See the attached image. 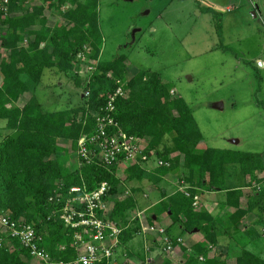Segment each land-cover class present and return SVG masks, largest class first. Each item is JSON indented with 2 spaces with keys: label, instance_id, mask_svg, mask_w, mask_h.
<instances>
[{
  "label": "trees",
  "instance_id": "trees-1",
  "mask_svg": "<svg viewBox=\"0 0 264 264\" xmlns=\"http://www.w3.org/2000/svg\"><path fill=\"white\" fill-rule=\"evenodd\" d=\"M9 1L10 11L16 14L12 17L0 13V57L4 50L6 53L0 62V73L3 75L0 121L4 122L0 127V215L4 212L13 220L24 219L33 223L37 233L44 237L43 246L53 260L70 261L76 257L72 245L74 230L60 220L61 211L57 210L56 199L61 194L65 195L72 186L93 191L107 182L111 203L119 192L121 179L117 163L106 167L96 159L90 163L83 162L74 171L64 164L58 165L60 153H66V147L59 141L71 142L75 147L81 137L93 134L101 109L108 106L111 95L119 85H123L126 92L115 98L111 117L128 134L147 140L152 147L162 146V151L156 149V153L162 160L170 162L168 170L182 167L185 175L182 174L181 178L189 184L191 196L187 197L177 190L168 196L165 208L171 212L173 223L178 224L183 233L205 231L207 241L216 246V231L211 216L199 205H193V197L199 196L200 189L226 188L228 166L238 164L248 170L247 161L243 158L260 159L262 154L214 147L197 151L202 134L186 100L171 94L170 83L159 72L149 68L135 70L127 64V57L123 54L99 63L97 72L88 80L74 75L73 61L78 48L92 38L95 39V51L91 58L97 57L101 50L99 0H58L62 5L67 2L73 4L71 9L62 13L66 22L54 29L41 27L28 30L34 39L26 44L22 43L23 34L36 23V16L42 13V8L34 7L17 15L19 11L15 8L26 0ZM202 10L211 13L212 9L202 7ZM46 40L49 43L42 47ZM53 68L64 72L76 87L83 88L84 98L78 105L50 112L42 107L35 95L23 107L13 105L30 88V84L36 86L41 82L46 69ZM87 90L89 95H85ZM9 102L12 103L10 107ZM168 139L170 144L166 143ZM161 167L166 169L167 166ZM253 167L264 168L262 163ZM129 170L131 175L128 179L140 178L144 172L137 165L130 166ZM115 205V209L119 210L120 206ZM247 211L248 208H237L240 217L234 222L239 223ZM106 214L123 227L121 246L141 232L138 217L132 219L124 210H116V213L112 210ZM98 215L103 217L102 213ZM155 221L150 216L146 225H155ZM169 227L171 225L166 228V234L177 244V238L171 234ZM61 242L65 244L64 250L59 248ZM154 242L156 246L159 241L156 239ZM194 249L185 264H230L227 254L224 256L215 252L209 257V246L198 243ZM200 256L203 261H200ZM31 260L33 256L28 247L22 246L16 238L0 234V264H29ZM236 264H264V258L241 248L236 255Z\"/></svg>",
  "mask_w": 264,
  "mask_h": 264
},
{
  "label": "rangeland",
  "instance_id": "rangeland-1",
  "mask_svg": "<svg viewBox=\"0 0 264 264\" xmlns=\"http://www.w3.org/2000/svg\"><path fill=\"white\" fill-rule=\"evenodd\" d=\"M253 4L263 7L262 12L257 10V17L249 12ZM205 6L212 9L213 15L202 10ZM34 7L42 8V13L25 30L24 44L34 39L29 34L31 29H54L66 22L62 13L73 4L26 0L15 10L19 11L17 15H22ZM7 13L12 17L16 14L9 7ZM98 15L101 50L97 57L91 58L95 51L92 38L78 48L73 61L74 75L88 80L97 72L99 63L123 54L135 70L149 68L159 72L170 83L174 91L171 94L186 100L202 134L197 151L207 147H235L238 140L242 141L238 149L259 148L264 143V0L257 3L250 0H99ZM136 28L140 30L133 39L132 31ZM48 43L44 41L42 47ZM5 55L4 50L0 62ZM83 91L64 72L46 69L41 82L36 86L30 84L13 105L23 107L35 95L46 111H56L78 105L84 98ZM218 101L224 103L222 110L212 107ZM11 105L9 102L8 106ZM3 125L0 121V127ZM144 141L152 157L156 149L162 151V146L152 147ZM59 143L66 147V153H60L57 164H64L71 171L78 169L83 164L77 151L78 142L75 147L71 142L60 140ZM166 143L170 144L171 140ZM169 167L162 169L154 161L146 162L141 166L144 172L140 178L128 179L130 166H120L121 185L110 203L113 213L124 210L132 219L141 213L145 215L142 220L160 212V208L151 204L155 205L163 197V190L167 198L161 206L166 207L172 194L169 191L174 186L179 189L182 181L189 186L181 178L182 167L168 170ZM115 203L120 206L119 210L115 209ZM166 218L159 216L154 224L164 226ZM140 233L130 237L128 243H133L136 249L154 244L156 233L143 234L142 228ZM168 262L163 255L156 256L155 264Z\"/></svg>",
  "mask_w": 264,
  "mask_h": 264
},
{
  "label": "built area",
  "instance_id": "built-area-1",
  "mask_svg": "<svg viewBox=\"0 0 264 264\" xmlns=\"http://www.w3.org/2000/svg\"><path fill=\"white\" fill-rule=\"evenodd\" d=\"M250 1L255 3L259 0ZM9 2V0H0V13L5 16L8 14ZM125 92L123 85L116 88L110 97L108 106L105 109L102 108V112L98 114L93 134L80 138L77 144L79 156L83 162L90 163L97 159L99 164L106 167L113 163H117L118 167L123 164L143 166L151 161L156 162L157 167L170 166V162L159 158L157 153L152 157L141 138L128 134L111 117L115 98L118 95H124ZM171 92L174 93L173 90ZM85 95H89V90L85 92ZM185 185L182 181L179 191L190 197V186ZM109 189L110 185L107 182L101 183L93 191H86L80 186H72L65 195L61 194L56 199L57 210L61 211L60 220L66 227L74 230L72 245L76 250V257L70 261L53 260L43 246L44 237L37 233L33 223L26 222L24 219L16 221L3 212L0 215V234L18 239L22 246L31 250L33 261L38 264H120L123 261L117 257V251L121 247L120 236L123 227L106 214L112 211ZM193 199V205L197 207L199 196L195 195ZM99 213H102L103 217L99 216ZM138 218L142 223L141 213H138ZM141 228L144 234H157L156 239L161 248L163 247V251L173 250L175 244L166 234V227L143 223ZM176 240L177 243L182 242L181 238ZM59 248L64 250L65 244L61 243ZM152 252L151 246L146 245L144 264H155L152 262L154 259L151 256ZM125 264L132 263L126 262Z\"/></svg>",
  "mask_w": 264,
  "mask_h": 264
},
{
  "label": "crops",
  "instance_id": "crops-1",
  "mask_svg": "<svg viewBox=\"0 0 264 264\" xmlns=\"http://www.w3.org/2000/svg\"><path fill=\"white\" fill-rule=\"evenodd\" d=\"M255 5L257 6L253 4L249 12L252 13L255 11V17H257V10L262 12L263 7L259 4ZM210 14L213 15L212 13ZM261 63L263 64V62ZM241 144L242 141L238 140L234 143L235 147L223 149L262 154L260 159L257 157H244L243 159L248 164V170H245L238 164L228 166L226 172V188L216 190L200 189V192H198L199 208L211 216V223L216 231V246L207 241L205 231L197 232L195 230L193 233L184 236L182 228L178 224L173 223L171 212L165 211L166 208L162 207L163 205L161 206L164 199L167 198V195L164 196L165 192L163 190V197L157 200L155 205L154 203L151 204V207L160 208V212L152 213V216H156L155 220H158L159 216L162 218L167 217L166 220L164 219L166 223L164 227L168 228L171 225L169 227L171 234L175 238H181L182 242L175 244L173 250L170 252L163 251V247L161 248L159 243L156 246L152 244V250H155V252H152L153 255L151 254L154 258L152 262H156V256L161 254L163 255V259H168V264H185L187 257L192 255L195 250L194 245L198 243L206 247L209 246V257H212L215 252H219L220 255L224 256L227 254L226 256L230 264H236V255L241 248L247 249L264 258V168L256 169L253 167L261 166V163L264 166V143H261L259 148L238 149L237 147ZM177 190H179L177 186H174L169 192L174 193ZM237 208L242 210L248 208L247 213L239 221L240 226H238L239 223L234 222V220L240 217V214L236 212ZM141 216L144 217L145 215L141 214ZM145 221H147V217L142 220V223L140 221V225L145 224ZM155 240L154 237L153 243H155ZM146 245L149 246V244ZM146 245L138 246L139 250L134 248L133 243L122 245L117 251V257L123 262L140 264L142 258L145 256ZM201 258L203 257L200 256V261H203Z\"/></svg>",
  "mask_w": 264,
  "mask_h": 264
},
{
  "label": "water",
  "instance_id": "water-1",
  "mask_svg": "<svg viewBox=\"0 0 264 264\" xmlns=\"http://www.w3.org/2000/svg\"><path fill=\"white\" fill-rule=\"evenodd\" d=\"M147 13H149V11H147ZM147 13H144V14H147ZM252 14H253L254 16H256V12H255V11H253ZM138 30H140V29H139V28H136V29H134V30L132 31L133 39H134L135 33H136ZM212 107H213L214 109H217V110H222V109L224 108V103L221 102V101H218V102L213 103V104H212ZM232 142H235V141H232ZM153 219L155 220V219H156V216H154Z\"/></svg>",
  "mask_w": 264,
  "mask_h": 264
},
{
  "label": "clouds",
  "instance_id": "clouds-1",
  "mask_svg": "<svg viewBox=\"0 0 264 264\" xmlns=\"http://www.w3.org/2000/svg\"><path fill=\"white\" fill-rule=\"evenodd\" d=\"M257 3V2H256Z\"/></svg>",
  "mask_w": 264,
  "mask_h": 264
}]
</instances>
